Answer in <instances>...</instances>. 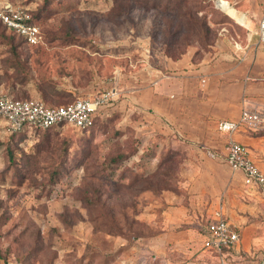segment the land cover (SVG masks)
Instances as JSON below:
<instances>
[{"label":"rangeland","instance_id":"obj_1","mask_svg":"<svg viewBox=\"0 0 264 264\" xmlns=\"http://www.w3.org/2000/svg\"><path fill=\"white\" fill-rule=\"evenodd\" d=\"M44 1L0 0V10L10 4L24 9L30 19L40 12L34 23L41 32V42L22 48L28 78L22 84L13 81V86L0 83V92L10 97L44 102L42 97L46 94L50 97L46 105L55 106L112 88L123 92L131 88L133 78L145 75L151 68L161 70L171 60L164 48L161 13L157 10L135 9L109 21L104 14L110 0H50L46 6ZM227 1L229 4L225 0H208L201 6L199 15L206 16L215 35L208 49L225 36L233 49L242 48L240 52L234 49L237 53L263 52L264 46L257 45L256 25L244 28L230 18L228 11L235 8L231 0ZM219 4L228 7L223 9ZM67 31L76 36L72 42L49 40L62 37ZM5 49L6 46H0V75L4 70L1 59ZM171 50L176 52L175 47ZM185 50L194 52L195 61L200 59L199 53L209 51L193 46ZM6 70L9 74L12 71ZM21 92L25 93L24 98H19ZM125 99L120 93L100 114V117H104L103 112L108 117L119 116L117 123L113 122V130L124 132L120 142L136 141L133 144L137 152L113 171L104 172L102 168L107 155L117 149L115 138L101 130L87 135L70 126L25 133V139L19 140L13 150L17 165H12L5 147L13 148L17 139L11 140L13 134L0 119V264L6 258L17 261L23 257H28L25 264H108L114 252L120 254L116 264H126L141 256L130 249L145 239L143 234H161L163 222L176 217L177 208L188 209L193 218L185 182L186 175L191 177L198 169L195 150L208 159L217 157L222 163L224 154L217 156L219 150L160 132L161 126H153ZM65 141L69 142L66 155L69 173L61 175L55 184L50 183L48 173L58 164ZM23 151L27 158H23ZM170 153L175 155L166 171L170 177L167 176L169 190L165 191L161 190L165 186L161 175L165 174V168L161 174L150 173ZM143 157L146 163L140 165ZM125 167L142 173L147 182L126 189L132 178L128 172L119 175ZM16 169L21 171L19 175H14ZM139 187L145 190H138ZM192 222L193 225L188 224V239L199 249L201 229L208 219ZM185 225L174 231L185 230ZM127 226L144 238L133 240V245L124 250L128 238L122 232ZM119 228L122 235L114 236ZM208 254L204 257H210ZM260 258L253 264H264ZM251 261L243 258L241 262Z\"/></svg>","mask_w":264,"mask_h":264},{"label":"crops","instance_id":"obj_2","mask_svg":"<svg viewBox=\"0 0 264 264\" xmlns=\"http://www.w3.org/2000/svg\"><path fill=\"white\" fill-rule=\"evenodd\" d=\"M231 1L233 11L243 15L248 25L237 23L244 28L255 24L258 29L264 0ZM210 48L199 60H193L191 50L177 61H167L161 70H146L145 75L133 78L129 90L120 91L127 98L123 101L153 126H161L160 132L219 150L217 156L224 154L223 159L231 138L247 148L250 159L264 173V134H258L263 129H241L230 136L216 130L217 122L236 121L242 110L264 114V51L237 53L225 36ZM103 116L108 117L104 112ZM195 153L198 169L191 177L186 175L185 182L193 218L188 209L177 208V216L163 222L161 234L130 249L141 256L126 264H217L202 247L206 224L199 249L188 239L187 229L192 220L214 221L219 211L239 235L236 244L220 253L221 264H253L260 257L264 262V189L245 185L243 172L232 170L216 156L215 160L201 151ZM182 224H187L185 230L175 232ZM243 258L252 261L243 263Z\"/></svg>","mask_w":264,"mask_h":264},{"label":"trees","instance_id":"obj_3","mask_svg":"<svg viewBox=\"0 0 264 264\" xmlns=\"http://www.w3.org/2000/svg\"><path fill=\"white\" fill-rule=\"evenodd\" d=\"M207 2L208 0H110V6L105 12L104 15L107 16V19L109 21L117 20L119 17L124 16L126 14L131 13L133 10H141L143 12H152L153 10H157L159 13H161L160 18V24H161V35L163 37V40L166 41L165 43V51L167 53V56L171 58L172 61L179 60L183 55L186 54V48L188 46L198 47L203 49V51H208L209 46L212 45L213 39L215 37L213 30L209 27L208 22L206 20L205 15H199V12L201 11V6L204 2ZM194 2V3H193ZM50 3V0H45L44 4L45 6ZM40 12L36 13L35 15H32V19H30V23H34L35 20H37L40 16ZM41 33V32H40ZM76 36L73 32L67 31V33H64L62 37H50V41H59L61 44H66L72 42L73 39H75ZM0 46H6V51L4 57L1 59L2 64L4 67V70L2 71L3 74L0 75V83L6 82L7 85L13 86V81L18 82L19 84H22L29 76L28 72L25 70L26 63L23 60V52L22 48L24 46H28L24 39L18 35L16 32L12 30L6 29L1 23H0ZM171 47H175L176 52L171 53ZM185 51V52H184ZM199 53V52H198ZM203 53V52H202ZM183 54V55H182ZM202 56L199 53V58ZM7 68H10L12 71L9 74L6 70ZM52 84L51 82H48ZM7 95V94H6ZM25 95L24 92L20 93L19 98H22ZM59 95V94H56ZM62 95V94H60ZM59 95V96H60ZM18 98V97H17ZM24 98V97H23ZM44 102L43 104L46 105V102H50V97L46 94L42 97ZM71 99V98H69ZM57 100V99H56ZM64 101V100H63ZM69 102L65 101L62 103L55 104L57 107L58 105H67L65 103ZM119 116L117 114L101 118L97 117L93 125L87 129L83 130H77L82 133H85L87 135H94L96 131H103L105 133L111 134L115 140V147L117 149L114 150L111 155H107L106 161L103 163L102 170L113 171L118 166H121L126 160H128L131 156H133L137 152V148L134 146L133 139H130L127 142H120L121 136L124 134V132H121L120 130L114 131L113 130V124L117 123ZM114 122V123H113ZM73 128V127H72ZM53 129V128H51ZM75 129V128H74ZM50 129H46L44 131H48ZM40 131V130H37ZM258 134H264V128L262 131H260ZM25 133H13L11 136V140L17 139L15 141V144L13 148H10L8 145L5 147V150L7 152V157L9 160H11L12 165H17V162L13 161V150L17 147V143L19 140L25 139ZM69 149V142L65 141L63 144V148L61 149V157L59 159L58 164L56 167L49 171V182L50 183H56L61 175H66L69 173L70 167L66 166V155ZM174 153H170L167 156L163 157L162 161L158 164L157 167L150 173H160L161 170H165V174L162 175V182L165 183V186L161 188V190L168 191L169 187L167 185L168 177H170V174L166 173L169 164L173 161ZM23 158H27L25 152H22ZM151 158L149 157V160ZM146 163V158H142L140 161V165H143ZM21 168H25L22 166ZM125 172L129 173V176H131L132 180L128 185H126L127 188H132L133 186H141L142 182L146 183L147 180L144 178V175L142 173H138L133 169L124 168V171L119 174L121 177L124 175ZM21 171L16 169L14 171V175H19ZM112 175V174H111ZM155 176V175H153ZM168 176V177H167ZM158 178V177H156ZM153 188V187H152ZM138 190H145L141 187H139ZM147 190V189H146ZM139 191V192H141ZM180 194V191H177ZM186 194V193H185ZM104 205H106V202H103ZM187 206L186 203H181ZM184 207V206H183ZM120 230V231H119ZM114 234V236L122 235V233H125L124 235L128 238V245L124 248V250L129 249L133 245V240H138L139 238L143 237V235L147 237L154 236L153 234L148 235L147 233L141 234L140 232H137L136 230L131 229V227L127 226L123 232L121 233V229ZM129 234V235H127ZM144 238V237H143ZM122 249H118L120 252ZM208 250V249H207ZM225 248H222L220 253L224 251ZM117 251V252H118ZM210 256L212 258L220 259V253L215 252L213 249L208 250ZM120 256V254L117 255L116 252H114L113 257H111V261L108 262V264H116V259ZM1 258V257H0ZM28 258V257H27ZM26 257L20 258V260H17L21 264H25L27 261ZM119 259V258H118ZM117 259V260H118ZM10 261V258L5 259V263ZM217 264H221L220 261L217 262Z\"/></svg>","mask_w":264,"mask_h":264},{"label":"built area","instance_id":"obj_4","mask_svg":"<svg viewBox=\"0 0 264 264\" xmlns=\"http://www.w3.org/2000/svg\"><path fill=\"white\" fill-rule=\"evenodd\" d=\"M0 22L8 30L20 35L28 46H36L41 42L39 27L30 23V17L24 9L14 8L10 4L3 5L0 10ZM258 43L264 46V11L262 12L257 29ZM236 50L241 47L235 46ZM120 92L112 88L103 93L78 99L67 105L57 107L47 106L41 101L25 98L16 99L0 92V119L10 133H32L70 126L77 130L91 127L94 120L100 116L102 109L118 99ZM264 128V114L242 110L236 121H219L216 130L229 136L241 129L259 130ZM226 164L232 170H240L244 174V184L249 187L264 189V173L250 159L247 148L229 138L226 146ZM204 249L220 253L222 248L229 249L239 240V235L222 217L216 213V219L205 226ZM7 264H21L9 261Z\"/></svg>","mask_w":264,"mask_h":264},{"label":"bare ground","instance_id":"obj_5","mask_svg":"<svg viewBox=\"0 0 264 264\" xmlns=\"http://www.w3.org/2000/svg\"><path fill=\"white\" fill-rule=\"evenodd\" d=\"M221 5V4H219ZM224 9V7H222ZM228 15L234 19L236 22L244 25H248L247 21L244 19V17L237 15L236 11L229 10Z\"/></svg>","mask_w":264,"mask_h":264},{"label":"water","instance_id":"obj_6","mask_svg":"<svg viewBox=\"0 0 264 264\" xmlns=\"http://www.w3.org/2000/svg\"><path fill=\"white\" fill-rule=\"evenodd\" d=\"M215 7H216V5H215Z\"/></svg>","mask_w":264,"mask_h":264}]
</instances>
